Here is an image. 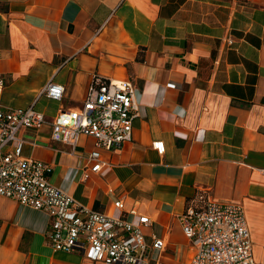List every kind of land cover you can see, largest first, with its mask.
Instances as JSON below:
<instances>
[{"label": "crops", "instance_id": "crops-1", "mask_svg": "<svg viewBox=\"0 0 264 264\" xmlns=\"http://www.w3.org/2000/svg\"><path fill=\"white\" fill-rule=\"evenodd\" d=\"M0 76L1 109L32 107L48 122L79 110L96 79L130 81L132 140L99 149V172L91 137L54 142L48 122L19 132L22 156L50 166V183L90 210L148 217L146 241L165 242L152 254L160 264L189 262L188 206L239 204L264 264V0H0ZM48 83L61 100L42 94ZM48 229L46 214L0 197V264H101L54 252Z\"/></svg>", "mask_w": 264, "mask_h": 264}, {"label": "built area", "instance_id": "built-area-1", "mask_svg": "<svg viewBox=\"0 0 264 264\" xmlns=\"http://www.w3.org/2000/svg\"><path fill=\"white\" fill-rule=\"evenodd\" d=\"M226 44L231 46L232 41ZM3 86L0 76V91ZM62 92L63 88L53 83L42 90L56 101L61 100ZM137 116L130 81L99 79L88 88L79 110L61 109L49 122L32 107L0 108V197L47 215L46 238L54 252L80 253L101 264H160L152 254L164 250L165 242L160 238L146 241L143 230L151 225L148 217L130 211L132 219L127 220L123 214L108 216L80 205L50 183V166L22 156L25 142L19 137L21 130H38L47 122L54 142L75 147L80 137H91L96 150L89 156L93 163L90 172L97 173L103 167L98 150L111 151L131 142L132 122ZM152 148L158 155L164 154L163 142H153ZM88 178L85 172L84 179ZM113 207L124 210L121 200L113 202ZM180 227L189 245L188 264H256L244 209L239 204L203 200L201 206L185 209Z\"/></svg>", "mask_w": 264, "mask_h": 264}]
</instances>
